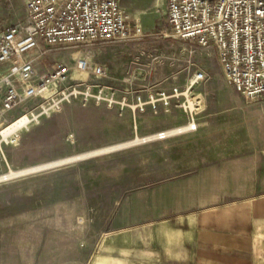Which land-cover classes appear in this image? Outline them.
Here are the masks:
<instances>
[{
    "label": "rangeland",
    "instance_id": "rangeland-1",
    "mask_svg": "<svg viewBox=\"0 0 264 264\" xmlns=\"http://www.w3.org/2000/svg\"><path fill=\"white\" fill-rule=\"evenodd\" d=\"M24 14L22 0H0V28L23 21ZM161 15L159 26L128 37L36 50L39 72L64 62L72 66L69 79L22 102L9 116L52 103L51 95L62 89L75 94L3 144L0 170L8 169L6 163L12 169L33 166L135 134L197 126L189 117L203 112L220 115L241 104L264 108V100L249 101L225 85L213 46L176 38L167 14ZM79 56L105 72L75 67ZM198 70L206 78L190 86ZM218 122L212 119L211 126ZM190 129L0 182V264H203L197 261L209 256V248L198 249L193 241L208 233L198 234L195 214L227 199L172 214L165 209L171 176L213 152V136L192 146ZM261 248L258 264H264Z\"/></svg>",
    "mask_w": 264,
    "mask_h": 264
},
{
    "label": "built area",
    "instance_id": "built-area-1",
    "mask_svg": "<svg viewBox=\"0 0 264 264\" xmlns=\"http://www.w3.org/2000/svg\"><path fill=\"white\" fill-rule=\"evenodd\" d=\"M24 20L0 28V156L3 144L16 133H7L9 115L22 102L68 80L72 66L56 63L39 72L35 51L39 48L90 45L128 37L141 31L129 28L119 0H22ZM166 14L172 34L203 46H213L225 77L233 88L249 101L264 100V0H166ZM75 67L101 75L105 68L86 57L76 58ZM206 78L198 70L189 79L190 86ZM62 89L37 108L26 109L30 121L47 113L64 97L74 93ZM62 94V95H60ZM48 97H46L47 99ZM20 114V113H19ZM16 117V116H15ZM193 125L191 128H195ZM165 130L153 138H166ZM0 157V161H1ZM0 170V182L11 176Z\"/></svg>",
    "mask_w": 264,
    "mask_h": 264
},
{
    "label": "crops",
    "instance_id": "crops-1",
    "mask_svg": "<svg viewBox=\"0 0 264 264\" xmlns=\"http://www.w3.org/2000/svg\"><path fill=\"white\" fill-rule=\"evenodd\" d=\"M119 1L131 31L136 24L157 27L161 14H166V0ZM219 114L189 117L197 122L189 133L192 146L199 147L194 142L200 137L213 136L216 142L208 158L171 176L170 202L165 201V209L172 214L227 199L225 204L195 214L198 234L207 231L208 237H198L193 243L198 249L209 248V256H201L197 263L258 264L264 244V108L241 104ZM216 118L219 122L211 126Z\"/></svg>",
    "mask_w": 264,
    "mask_h": 264
},
{
    "label": "bare ground",
    "instance_id": "bare-ground-1",
    "mask_svg": "<svg viewBox=\"0 0 264 264\" xmlns=\"http://www.w3.org/2000/svg\"><path fill=\"white\" fill-rule=\"evenodd\" d=\"M46 93H48V92H46ZM46 93H45V95H46ZM29 121H30L29 115H26L24 113L23 114L20 113L16 117H14L7 125H5L6 126L5 131L7 133H17V131L19 129H21L22 127H28ZM193 125H195L194 122H189V123H186L182 126L169 128L165 131L169 135V134H172L174 132L185 131L186 129L191 128ZM153 136H154V134H145V135L135 134L132 137L126 138L122 141L109 143L108 145L96 147L93 150L82 151V152H79V153H76L73 155L65 156L64 158L49 160L48 162L36 164L33 166L22 167V168H18V169H12L11 168L10 170L6 171V175L11 176V177L23 175L27 172L34 171V169L49 167V165H52V164H62V163L67 162V161L77 160L79 158L92 156V155L97 154V153L109 152L112 150L124 148L125 146L138 144L140 142H143V141H146L148 139L153 138Z\"/></svg>",
    "mask_w": 264,
    "mask_h": 264
}]
</instances>
